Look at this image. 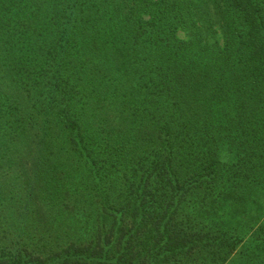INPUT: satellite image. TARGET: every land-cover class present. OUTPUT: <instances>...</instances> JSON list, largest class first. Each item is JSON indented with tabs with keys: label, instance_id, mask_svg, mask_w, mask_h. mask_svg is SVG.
I'll return each instance as SVG.
<instances>
[{
	"label": "trees",
	"instance_id": "obj_1",
	"mask_svg": "<svg viewBox=\"0 0 264 264\" xmlns=\"http://www.w3.org/2000/svg\"><path fill=\"white\" fill-rule=\"evenodd\" d=\"M0 264H264V0H0Z\"/></svg>",
	"mask_w": 264,
	"mask_h": 264
}]
</instances>
